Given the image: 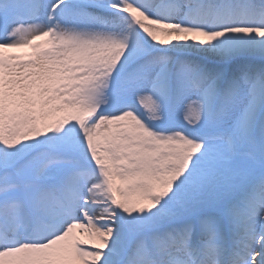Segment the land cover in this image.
<instances>
[{"label":"snow or ice","instance_id":"snow-or-ice-1","mask_svg":"<svg viewBox=\"0 0 264 264\" xmlns=\"http://www.w3.org/2000/svg\"><path fill=\"white\" fill-rule=\"evenodd\" d=\"M0 264H264V0H0Z\"/></svg>","mask_w":264,"mask_h":264}]
</instances>
